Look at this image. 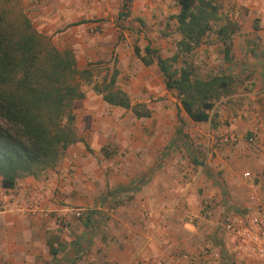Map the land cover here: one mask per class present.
<instances>
[{
  "label": "crops",
  "instance_id": "0c3cea01",
  "mask_svg": "<svg viewBox=\"0 0 264 264\" xmlns=\"http://www.w3.org/2000/svg\"><path fill=\"white\" fill-rule=\"evenodd\" d=\"M124 2L22 0L39 33L69 39L79 70L116 58L117 85L151 115L103 114L115 106L83 90L73 102L79 140L44 173L0 186V264H206L205 247L223 264H256L232 253L223 223L264 175V0L221 4L237 24L228 58L215 32L179 53L201 78H235L201 122L166 89L157 63L145 66L135 54L147 45L162 58L178 52L176 1ZM33 204L48 215L32 213ZM70 208L88 211L77 218Z\"/></svg>",
  "mask_w": 264,
  "mask_h": 264
},
{
  "label": "trees",
  "instance_id": "16d2710c",
  "mask_svg": "<svg viewBox=\"0 0 264 264\" xmlns=\"http://www.w3.org/2000/svg\"><path fill=\"white\" fill-rule=\"evenodd\" d=\"M130 0H125L123 7ZM174 15L178 52L162 58L151 46L135 54L143 65L153 62L164 76L167 90L175 91L181 109L195 122L207 121L216 101L228 95L235 83L228 73L199 77L193 67L177 65L179 53H188L204 41L214 25L228 58L231 36L237 24L222 11L219 0H175ZM88 63L79 70L72 49H58L45 40L24 13L13 15L0 5V186L11 189L18 179L37 177L56 165L67 147L79 140L73 102L85 96L82 85L91 84ZM109 70V68H107ZM116 59L109 75L95 82L92 89L111 106L131 110L137 118L149 117L144 103L132 104L128 94L117 85ZM178 113L180 112V110Z\"/></svg>",
  "mask_w": 264,
  "mask_h": 264
},
{
  "label": "built area",
  "instance_id": "2783aa9c",
  "mask_svg": "<svg viewBox=\"0 0 264 264\" xmlns=\"http://www.w3.org/2000/svg\"><path fill=\"white\" fill-rule=\"evenodd\" d=\"M256 129L247 138L250 144L257 142ZM233 140H235L233 135L223 137L225 142ZM28 210L45 216L49 213L48 210L41 209L35 204L28 206ZM69 211L75 217L81 218L88 210L70 208ZM223 230L231 242V250L235 256L249 257L254 259L256 264H264V175L251 186L248 203L242 210L225 219ZM202 254L206 257V264H223L221 255L216 250L205 247Z\"/></svg>",
  "mask_w": 264,
  "mask_h": 264
},
{
  "label": "rangeland",
  "instance_id": "374dc122",
  "mask_svg": "<svg viewBox=\"0 0 264 264\" xmlns=\"http://www.w3.org/2000/svg\"><path fill=\"white\" fill-rule=\"evenodd\" d=\"M221 4H223L226 0H219ZM0 5H6L8 9L12 10L13 11V15H17L19 13H24L26 15V13L24 12V9H23V6H22V0H0ZM223 11V10H222ZM224 13V12H223ZM225 14V13H224ZM228 13H226L227 15ZM228 16V15H227ZM229 17V16H228ZM221 24V22H218L214 25L211 33H209V35H211L214 30ZM44 37H45V40L49 41L51 44H53L54 46H56L58 49H65V48H68V49H72L73 50V45H71V43L69 42V39H67V42L65 41L64 44H61L59 43V41L57 40L54 41L52 39V36H49V35H44L42 34ZM208 35V36H209ZM213 39H209L208 42H212ZM116 59V58H115ZM114 61V60H113ZM113 61L112 59L111 60H106V59H102L100 60L99 62H94L92 60L91 63H94L95 65H92L90 66L91 67V81L92 83L91 84H83L82 85V88L83 90H91L92 89V85L95 83V82H98L100 83L102 78L106 75H109L110 72H111V69L113 67ZM118 60L116 59V64H117ZM183 62H186V64H189L187 63L188 61L186 59H184L183 56H181L179 58V62L177 65L179 64H182ZM189 65L192 66V63H190ZM87 66V64L85 65ZM193 67V66H192ZM107 68H109V70H107ZM126 79V78H125ZM93 90V89H92ZM98 96L100 97L101 95L98 94ZM80 101V100H78ZM113 110H115L117 113L118 112H130L131 110H123L122 108H117L115 109V107H112V109H109V110H104L103 111V114L105 113H112ZM83 121V120H81ZM84 123V121L82 122ZM75 128L77 129V126H75Z\"/></svg>",
  "mask_w": 264,
  "mask_h": 264
}]
</instances>
